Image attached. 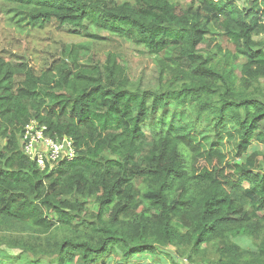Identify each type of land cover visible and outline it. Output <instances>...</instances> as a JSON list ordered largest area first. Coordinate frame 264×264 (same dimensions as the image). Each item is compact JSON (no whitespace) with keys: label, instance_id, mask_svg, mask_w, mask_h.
I'll use <instances>...</instances> for the list:
<instances>
[{"label":"trees","instance_id":"1","mask_svg":"<svg viewBox=\"0 0 264 264\" xmlns=\"http://www.w3.org/2000/svg\"><path fill=\"white\" fill-rule=\"evenodd\" d=\"M245 2L0 0L23 33L55 25L100 40L95 27L161 64L159 88L144 89L118 55L96 62L86 45L63 46L40 73L0 58V264H144L171 247L192 264H264V153L248 155L264 146V0ZM217 34L234 47L225 63L200 49ZM189 106L203 141L169 121ZM31 123L72 141L75 159L39 169L22 141Z\"/></svg>","mask_w":264,"mask_h":264},{"label":"rangeland","instance_id":"2","mask_svg":"<svg viewBox=\"0 0 264 264\" xmlns=\"http://www.w3.org/2000/svg\"><path fill=\"white\" fill-rule=\"evenodd\" d=\"M116 1L122 3L132 0ZM192 1L193 0H174V2L184 10ZM239 3L243 5L246 2L245 0H239ZM1 7L2 6H0V58H5L17 65L26 63L40 73L59 57L63 46L86 45L91 48V58L96 62H103L105 57L109 54L118 55L119 62L128 70L132 85L140 86L144 89L159 88L161 73L160 58L151 55L146 48L135 45L130 41H123L119 37L95 27L91 29V33L92 35L100 36V40L83 38L73 34L69 28L58 29L55 25L47 26L45 29L31 31L26 29L25 33H23L16 30L8 23V19L4 15L5 12H1ZM4 7L6 8V5H4ZM208 39L209 42L201 45L200 49H202L205 55H211L215 61L223 60V54L235 53L231 43L219 34L208 36ZM259 39L264 40V35ZM218 47L222 48V53L219 52ZM223 61V63H225V60ZM243 63L244 60H239L233 65L237 77L240 76V66ZM19 79L22 80L23 78ZM262 82L264 83V81ZM169 121L174 123L173 128L179 133L183 135L190 134L194 137L198 136V140L203 141L202 136L196 130L200 129V131H204V128L197 122L192 106L184 110L172 112L169 115ZM230 130L233 134L235 133L233 127H230ZM201 133L206 135L205 132ZM232 137V134L227 133L223 128L221 129V147L228 160H231L236 152ZM5 144L6 142L0 137V151ZM254 151H261L264 153V146L257 143L253 144L249 149L248 155H251ZM91 207L93 210H97L96 207L92 205ZM236 242L245 249H255V245L251 239L240 238L237 239ZM172 259H176L179 264H192L189 262L188 257H179L173 247L167 251H162L157 259L151 257V255H147L136 257L134 262L141 261L144 264H174ZM120 260L121 256H112L108 262L109 264H118Z\"/></svg>","mask_w":264,"mask_h":264},{"label":"built area","instance_id":"3","mask_svg":"<svg viewBox=\"0 0 264 264\" xmlns=\"http://www.w3.org/2000/svg\"><path fill=\"white\" fill-rule=\"evenodd\" d=\"M45 127L31 123L25 128L23 144L26 154L35 162L42 171L52 169L57 163L72 161L76 157L73 142L64 140L55 141L45 136Z\"/></svg>","mask_w":264,"mask_h":264}]
</instances>
